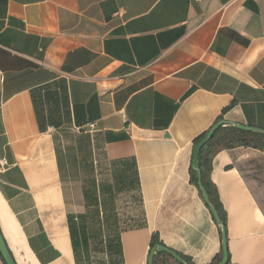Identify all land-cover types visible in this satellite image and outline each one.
Returning <instances> with one entry per match:
<instances>
[{
  "label": "crops",
  "instance_id": "0c3cea01",
  "mask_svg": "<svg viewBox=\"0 0 264 264\" xmlns=\"http://www.w3.org/2000/svg\"><path fill=\"white\" fill-rule=\"evenodd\" d=\"M220 120L264 129V0H0V231L16 264H149L158 244L219 263L190 166ZM211 180L226 264H264V148L220 149Z\"/></svg>",
  "mask_w": 264,
  "mask_h": 264
},
{
  "label": "trees",
  "instance_id": "16d2710c",
  "mask_svg": "<svg viewBox=\"0 0 264 264\" xmlns=\"http://www.w3.org/2000/svg\"><path fill=\"white\" fill-rule=\"evenodd\" d=\"M218 121H216L213 125H215ZM211 128V127H210ZM209 128V129H210ZM206 130L198 137L194 139V148L196 144L205 136V134L209 131ZM236 145H252L255 147L264 148V136L258 134H252L246 130L237 128L233 125L224 126L221 125L215 132L213 138L209 141V143L201 150L199 155V164L201 169L202 175V182L208 191L210 199L212 203L218 209L220 216L222 217L223 221L226 222L225 215L223 212L222 205L219 200L218 191L215 184L211 180V170H212V160L217 151L222 148H228ZM194 151V149H193ZM194 156V152H193ZM190 173H191V181L193 184L198 186V177L197 172L193 168V160L190 166ZM201 193V191H200ZM157 243L152 241V247L155 246ZM223 252V251H222ZM179 253V252H178ZM189 264H194L192 260L181 253H179ZM171 259L173 258L170 256L169 253L163 251H157L153 258V264H172ZM221 257H218L214 261V263L219 261ZM174 261V260H173ZM175 262V261H174ZM177 263V262H176ZM178 264V263H177Z\"/></svg>",
  "mask_w": 264,
  "mask_h": 264
},
{
  "label": "water",
  "instance_id": "95a60500",
  "mask_svg": "<svg viewBox=\"0 0 264 264\" xmlns=\"http://www.w3.org/2000/svg\"><path fill=\"white\" fill-rule=\"evenodd\" d=\"M227 122L224 120L218 121L215 125H213L209 131L205 134V136L196 144L194 148V157H193V168L197 172V177H198V186L201 191L202 197L211 210L216 222L219 224L222 230V249H223V256L222 260L217 263V264H226L228 261V247H227V238H226V232H225V227H224V221L222 217L220 216V213L216 206L212 203L210 196L208 194V191L206 190L203 182H202V175H201V169H200V164H199V155L201 150L209 143V141L213 138L216 130L221 126L226 124ZM233 125L237 128L250 131V132H255L259 134L264 135V129L253 127V126H247L243 124H238V123H233ZM157 251H163L167 252L170 254V256L173 258L175 262L178 264H189L178 252H176L173 249L168 248L167 246L163 244H158L155 247L152 248L150 255H149V264H153V258L154 255ZM0 253L3 256L6 264H16L9 249L8 246L4 240V237L0 231Z\"/></svg>",
  "mask_w": 264,
  "mask_h": 264
},
{
  "label": "built area",
  "instance_id": "2783aa9c",
  "mask_svg": "<svg viewBox=\"0 0 264 264\" xmlns=\"http://www.w3.org/2000/svg\"><path fill=\"white\" fill-rule=\"evenodd\" d=\"M94 127H95V122H90L87 124V126H81L78 129H80V130H82V129L92 130V129H94ZM5 163H6L5 161L2 162V164H5Z\"/></svg>",
  "mask_w": 264,
  "mask_h": 264
},
{
  "label": "rangeland",
  "instance_id": "374dc122",
  "mask_svg": "<svg viewBox=\"0 0 264 264\" xmlns=\"http://www.w3.org/2000/svg\"><path fill=\"white\" fill-rule=\"evenodd\" d=\"M93 255H94V260H100V252H93ZM97 258V259H96ZM171 263L172 264H177L176 262H174L172 259H171Z\"/></svg>",
  "mask_w": 264,
  "mask_h": 264
}]
</instances>
